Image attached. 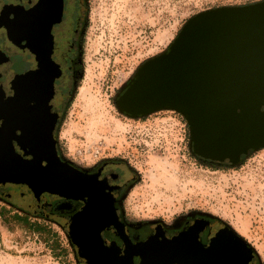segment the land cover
Masks as SVG:
<instances>
[{
	"label": "rangeland",
	"instance_id": "374dc122",
	"mask_svg": "<svg viewBox=\"0 0 264 264\" xmlns=\"http://www.w3.org/2000/svg\"><path fill=\"white\" fill-rule=\"evenodd\" d=\"M260 1L86 0L81 68L63 104L57 142L76 165L116 159L134 171L124 202L131 221L169 225L191 213L210 215L246 240L264 264V148L249 151L236 166L204 161L192 154L181 114L159 110L136 119L115 105L124 83L166 51L190 18ZM0 49L8 51L1 33ZM19 58L11 55L13 70L23 65ZM32 199L22 184H0V264H82L62 221L18 209Z\"/></svg>",
	"mask_w": 264,
	"mask_h": 264
},
{
	"label": "water",
	"instance_id": "95a60500",
	"mask_svg": "<svg viewBox=\"0 0 264 264\" xmlns=\"http://www.w3.org/2000/svg\"><path fill=\"white\" fill-rule=\"evenodd\" d=\"M37 77L16 76L14 95L0 97V184H26L37 194L47 191L71 199L89 197L87 192L98 185L57 154L52 135L57 116L49 111L51 95H42L52 89L53 79L39 87ZM20 83L25 87L20 89ZM115 105L130 118L159 110L181 114L192 154L204 161L236 166L249 151L264 148V0L190 18L166 51L140 65ZM14 142L29 159L16 153ZM88 204L89 199L68 221V235L85 264H131L134 256L140 264L206 263L213 244L204 249L186 233L127 242L123 252L104 245L102 230L116 223L112 210L94 237L99 250L113 259L96 261L81 238Z\"/></svg>",
	"mask_w": 264,
	"mask_h": 264
},
{
	"label": "flooded vegetation",
	"instance_id": "af4514ba",
	"mask_svg": "<svg viewBox=\"0 0 264 264\" xmlns=\"http://www.w3.org/2000/svg\"><path fill=\"white\" fill-rule=\"evenodd\" d=\"M86 29V0H14L10 4L0 1V33L5 35L8 49L7 52L0 49V97L6 100L14 95L12 80L16 76L21 78L36 75V85L39 87L42 81L48 85L53 79L52 89L49 88L44 94L42 92V95H51L48 101L49 111L57 116L52 132L57 154L61 161L91 178L93 183L98 185L101 195L94 196V199H107L116 217V223L101 232L103 244L123 252L127 242L138 244L153 237L160 240L172 239L186 233L204 249L215 245L218 248L217 254L221 257V260L216 261L217 264H230L233 261L234 264H261L246 240L229 225L210 215L191 213L177 218L169 225L160 221H131L124 202L134 182V171L126 163L116 159H100L84 167L61 155L57 130L63 115L64 101L70 95V83L80 72ZM16 54L23 63L19 70H13L10 64L11 55ZM133 76L134 74L118 90L115 100L123 95ZM22 84L24 83L18 85L20 89L25 87ZM13 144L16 153L30 158L17 147L16 142ZM22 185L29 189L33 202L18 209L35 217L44 216L62 221V226L67 232L68 221L84 208L89 199L65 198L47 191L37 194L28 185ZM4 201L10 203L8 200ZM131 264H140V258L134 256Z\"/></svg>",
	"mask_w": 264,
	"mask_h": 264
},
{
	"label": "bare ground",
	"instance_id": "6f19581e",
	"mask_svg": "<svg viewBox=\"0 0 264 264\" xmlns=\"http://www.w3.org/2000/svg\"><path fill=\"white\" fill-rule=\"evenodd\" d=\"M87 193L89 195V204L81 219V226L83 229V235L81 238L85 242L86 248L91 251L89 252L91 253L94 260L97 261V259L100 257L104 258L106 261H110L111 259H113L112 254L108 251L99 250V248L97 247L94 237V230L100 223L104 221L106 217H108V214H110L111 211V207L108 208V206L105 205V203L107 202H105V199H94V196L101 195L98 189L91 188ZM217 253L218 248L213 245L212 249L208 253L205 264H217L218 262L216 261L221 260V257ZM228 260H230V258ZM230 264H234V261Z\"/></svg>",
	"mask_w": 264,
	"mask_h": 264
},
{
	"label": "trees",
	"instance_id": "16d2710c",
	"mask_svg": "<svg viewBox=\"0 0 264 264\" xmlns=\"http://www.w3.org/2000/svg\"><path fill=\"white\" fill-rule=\"evenodd\" d=\"M243 157H244V156L241 157V160L243 159ZM41 217H44V216H41ZM44 218H46V217H44ZM37 231H39V230H37ZM81 262H82V260H81Z\"/></svg>",
	"mask_w": 264,
	"mask_h": 264
}]
</instances>
